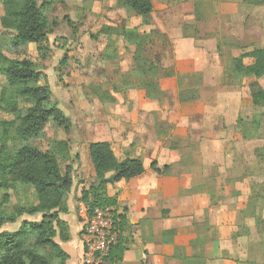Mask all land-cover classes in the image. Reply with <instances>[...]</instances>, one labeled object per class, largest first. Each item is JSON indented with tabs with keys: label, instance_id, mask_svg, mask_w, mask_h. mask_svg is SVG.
Here are the masks:
<instances>
[{
	"label": "crops",
	"instance_id": "1",
	"mask_svg": "<svg viewBox=\"0 0 264 264\" xmlns=\"http://www.w3.org/2000/svg\"><path fill=\"white\" fill-rule=\"evenodd\" d=\"M112 1L117 8V0ZM151 2L153 12L146 17L117 8L139 21L138 26L121 28L119 35L126 43L128 31L135 36L154 32L170 59L165 67L172 72L159 79L152 94L128 93L130 109L119 112L116 106L111 126L100 133L105 137L90 142H108L118 161L138 159L144 167L141 176L106 186V196L115 200L125 218L119 230L124 251L107 264H264V194L250 177L241 181L220 172L228 156L219 157L227 145L258 140L243 139L239 127L236 132L238 113L232 115L220 40L227 43L247 34L244 24L250 13L262 11L264 16V3L252 7L250 0ZM241 4H248L244 11ZM152 163L159 170L168 169L156 174ZM258 164L260 170L262 163ZM85 167L89 173L80 183L70 174L66 212L59 214L68 240L55 241L68 256L67 264H83V224L76 209L82 192L95 181L89 161ZM251 206H256L254 214L247 212ZM33 217L38 219L27 221L40 219Z\"/></svg>",
	"mask_w": 264,
	"mask_h": 264
},
{
	"label": "rangeland",
	"instance_id": "2",
	"mask_svg": "<svg viewBox=\"0 0 264 264\" xmlns=\"http://www.w3.org/2000/svg\"><path fill=\"white\" fill-rule=\"evenodd\" d=\"M250 1L252 3L249 5L254 7L256 1ZM247 5H240L243 11ZM3 13L0 3V17ZM250 14L248 22L244 24L247 34L229 39L227 43L220 40V48L225 61L228 92L232 93V96L229 94V102L233 111H230L234 117L238 113L236 132L239 119L243 123L242 128L251 131L252 136H257L258 140L240 142L233 148L227 145L219 151V157L228 156L220 172L241 181L250 177L254 187L264 194V105L254 107L250 99L252 93L264 86V77L258 84L254 83L253 78H241L231 71L233 56H238L243 50L249 51L252 47H264L262 11ZM46 17L49 31L43 44L14 47L12 35L0 27V50L9 59L28 60L45 75L51 103L57 106L70 123L68 131H65L50 121L45 127L44 138L30 140L27 146L45 152L54 142L66 141L69 151L66 158L60 160V166L62 170L69 168L70 174L80 183L82 176L89 173L85 167L87 161L91 163L87 152L88 160L85 157L87 144L105 137L100 133L106 132L111 126L110 117L115 114L116 106L120 107L119 112L130 109L126 101L128 93L143 90L152 94L158 90L159 79L172 72L171 68L165 67L170 59L160 47L161 38L154 32L143 35L137 33V42L126 39L125 43L120 38L121 28L127 25L138 26L139 21L134 20L129 13L115 8L112 0H52ZM234 23L235 33L238 34L239 24L237 21ZM248 85H251L250 89ZM7 88L4 77L0 75V96ZM29 107V100L18 101L21 115L26 114ZM13 119V114L0 104V123ZM4 135L0 125V142ZM13 135V132L10 133V136ZM259 162L262 163L260 170ZM80 167L81 173H78ZM2 196L9 197L5 205L8 212L15 205L36 204L31 188L19 186L15 192L1 190L0 202ZM255 208L251 206L247 212L254 214ZM22 219L38 218L23 216ZM18 225H5L2 230L11 232Z\"/></svg>",
	"mask_w": 264,
	"mask_h": 264
},
{
	"label": "trees",
	"instance_id": "3",
	"mask_svg": "<svg viewBox=\"0 0 264 264\" xmlns=\"http://www.w3.org/2000/svg\"><path fill=\"white\" fill-rule=\"evenodd\" d=\"M41 1V3H40ZM3 15L0 27L12 35L14 47L28 44L41 45L47 40L49 23L46 12L52 0H0ZM40 3V4H39ZM263 4L264 0L256 1ZM117 8H126L135 15L146 17L153 12L150 0H117ZM134 31H128L125 39L137 42ZM231 71L241 78L258 80L264 76V47L243 50L232 59ZM0 75L8 88L0 96L3 105L14 119L1 122L4 136L0 142V191L15 192L19 186L31 188L36 204L15 205L8 212L5 205L9 197L2 196L0 202V264H67L68 256L56 243L68 240L67 226L59 220V214L66 212L65 200L72 186L69 168L61 169L60 160L68 155L66 141H57L45 152L27 146L28 141L44 138L45 127L52 121L57 127L68 131L70 123L62 112L51 103L46 77L28 60L16 61L7 58L0 50ZM254 107L264 105V87L250 96ZM19 100H29L31 107L21 115ZM257 122V118H253ZM239 131L243 139H256L251 131L242 128L238 119ZM14 133L10 136V133ZM88 155L92 163L95 181L88 190L82 192L80 202L90 210L95 207H115L113 198L106 196V179L113 177L114 183L130 180L144 173L142 162L126 158L118 161L108 142H94L88 145ZM156 174L168 168L157 169ZM4 195V194H3ZM6 195V194H5ZM23 216H40L39 221L24 220L15 231H3L5 225H14ZM124 216H118V229L124 223ZM119 236L102 264L111 257H120L124 251Z\"/></svg>",
	"mask_w": 264,
	"mask_h": 264
},
{
	"label": "built area",
	"instance_id": "4",
	"mask_svg": "<svg viewBox=\"0 0 264 264\" xmlns=\"http://www.w3.org/2000/svg\"><path fill=\"white\" fill-rule=\"evenodd\" d=\"M77 217L83 224V264H102L120 236L118 229L119 212L115 207L89 209L81 203L76 209Z\"/></svg>",
	"mask_w": 264,
	"mask_h": 264
},
{
	"label": "water",
	"instance_id": "5",
	"mask_svg": "<svg viewBox=\"0 0 264 264\" xmlns=\"http://www.w3.org/2000/svg\"><path fill=\"white\" fill-rule=\"evenodd\" d=\"M106 183L110 186H113L114 185L113 177H109L108 179H106Z\"/></svg>",
	"mask_w": 264,
	"mask_h": 264
}]
</instances>
